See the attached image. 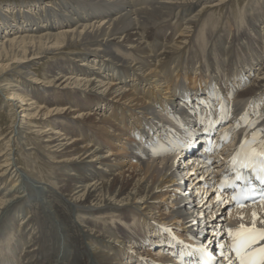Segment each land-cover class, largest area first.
<instances>
[{"label": "bare ground", "instance_id": "1", "mask_svg": "<svg viewBox=\"0 0 264 264\" xmlns=\"http://www.w3.org/2000/svg\"><path fill=\"white\" fill-rule=\"evenodd\" d=\"M263 43L264 0H0V264H152L170 261L149 250L167 230L214 250L226 229L264 228V203L215 194L221 165L200 148L150 151L165 113L213 84L263 119Z\"/></svg>", "mask_w": 264, "mask_h": 264}, {"label": "rangeland", "instance_id": "2", "mask_svg": "<svg viewBox=\"0 0 264 264\" xmlns=\"http://www.w3.org/2000/svg\"><path fill=\"white\" fill-rule=\"evenodd\" d=\"M2 1V0H1ZM203 3L201 2V4L198 6V7H196V9L198 8L199 9V7L202 5ZM226 10V9H225ZM225 10H223V12L222 13H224V14H222L221 12V14H219V15H221V17H226V13L227 12H229L230 11V8H228L227 7V11L225 12ZM234 12H239V11H237V10H234L233 11V13ZM218 15V12H217V14H216V16L215 17H218L217 16ZM261 25H263V22H259V23H257V27H258V29H260V26ZM177 34V33H176ZM169 36L170 35V26L168 27H164L163 29H162V35H160V37H166V36ZM177 36H178V34H177ZM176 35H175V37H177ZM264 44V43H263ZM255 47L257 48V49H259L258 48V46L257 45H255ZM147 61L149 62L150 61V59L149 58H147ZM42 62V63H41ZM81 62H83L82 60H80V61H77L76 62V64H77V66H80L79 64H81ZM146 63V65H148L149 63ZM47 63H48V61H47V59L45 60V58L44 59H42V61H39L38 62V64L37 65H35V68H38L39 70L41 69L42 71H44L45 69H46V67H47ZM74 63H75V61H74ZM92 65V64H91ZM261 66V63H259V64H257V62L254 64V68H253V70H252V72H251V74L249 75V77L247 78V79H245V81L241 84V85H239V87H244L245 85H250L252 82H250L251 81V79H255V72L257 71V68H259ZM262 67V66H261ZM259 72V70L257 71V73ZM256 79H258V78H256ZM255 79V80H256ZM126 89H128V87L126 88ZM155 97H157V95H154ZM174 97H175V95H174ZM176 98V97H175ZM81 100H82V98H81ZM263 100H264V98H263ZM82 101H85V100H82ZM65 102L66 101H64L63 102V104L62 105H64L65 104ZM179 103V102H178ZM261 104H263V102L261 103ZM48 106H53V105H51V104H49V105H47V107ZM80 109H84V110H87L88 112H91V114L90 115H88L87 117H85V119H82L83 121H85L86 123H88L89 124V122H91L92 121V119H91V117H93V112H96V111H98L97 110V108L95 109V108H93V107H85V106H81V108ZM83 110V111H84ZM1 113V117L0 118H3V116L5 115V109H3L2 111H0ZM4 114V115H3ZM69 115H73V114H67V113H64V115H62L61 116V120H64V121H66V120H69L70 122H74V123H76V122H78V120L77 119H72L71 117H75V115H73V116H69ZM5 118V117H4ZM5 121H6V123H4V124H6V125H8L9 124V120L8 119H6L5 118ZM79 123V122H78ZM68 125V124H67ZM90 125V124H89ZM67 127H69V126H67ZM69 128H71V127H69ZM88 130H91L90 128L88 129ZM78 132H75L74 134H77ZM117 149H120V147H116V148H114V153H115V150H117ZM119 157H121V155L120 154H114L113 156H111V158H119ZM39 161V160H38ZM41 161V163H43L46 167H48L49 169H52L51 168V165L52 164H48L47 162H45L43 159L42 160H40ZM14 181H9L8 182V186H6V187H9V185L11 186V185H13L12 183H13ZM160 209V208H159ZM158 209V211H161V210H159ZM157 210V209H156ZM162 212V211H161ZM27 215V213L25 214V215H23V213L21 214L20 213V215H18V217H16V219H15V223H16V225L19 223V221H21L22 220V218H24L25 216ZM4 236V235H3ZM6 241H4V243L2 242V244H4V245H7L6 243H5ZM142 248V247H141ZM8 249V248H7ZM21 253V249L20 250H18V253L16 252V255L17 254H20ZM151 253H152V255L154 254V252H152L151 251ZM163 256V255H162ZM163 257H166V256H163ZM16 264H18L17 262H16Z\"/></svg>", "mask_w": 264, "mask_h": 264}, {"label": "snow or ice", "instance_id": "3", "mask_svg": "<svg viewBox=\"0 0 264 264\" xmlns=\"http://www.w3.org/2000/svg\"><path fill=\"white\" fill-rule=\"evenodd\" d=\"M256 157H264V151L256 152L255 150H253V152L242 163V167L253 168V171H255L252 161ZM261 170L264 171V168H262ZM239 178L240 177L238 176L237 179ZM246 231L251 233L252 230H246ZM259 238L264 239V235H261ZM255 240L256 237L251 234L247 238H240L239 242H237V238L234 237L232 247L237 254V257L239 259V264H258V261L256 259H253L252 254L247 251L250 245L255 243ZM259 252L261 254L260 258L264 259V248H261Z\"/></svg>", "mask_w": 264, "mask_h": 264}]
</instances>
